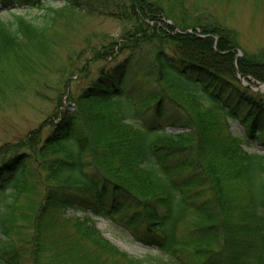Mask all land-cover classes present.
<instances>
[{
  "label": "trees",
  "instance_id": "16d2710c",
  "mask_svg": "<svg viewBox=\"0 0 264 264\" xmlns=\"http://www.w3.org/2000/svg\"><path fill=\"white\" fill-rule=\"evenodd\" d=\"M57 1L0 0V97L22 92L16 74H37L52 27L82 14L121 27L85 42L88 60L125 56L69 95L48 131L0 146V264H264V154L241 148L264 146V98L250 89L264 52L236 57L233 30L177 22L149 0ZM31 9L38 22L19 12ZM93 217L151 251L118 249Z\"/></svg>",
  "mask_w": 264,
  "mask_h": 264
},
{
  "label": "rangeland",
  "instance_id": "374dc122",
  "mask_svg": "<svg viewBox=\"0 0 264 264\" xmlns=\"http://www.w3.org/2000/svg\"><path fill=\"white\" fill-rule=\"evenodd\" d=\"M149 1L155 2L164 11H169L177 22L183 21L188 25L215 23L233 30L238 43L236 57H241L244 52L247 54L264 52V0ZM57 2L60 3V0ZM19 12L34 23L41 18V11L36 9ZM0 16L6 18L7 13L0 11ZM172 17L170 19L174 20ZM171 20L166 22L172 24ZM49 34L53 41L50 55L32 57L37 74H27L26 77H23L25 74L22 73L16 74L18 83H21L19 88L22 92L9 98L0 97V146L16 142L42 125V131H48L50 127L46 124L55 122L58 119L56 115L60 111L70 109L69 95H77L91 82L99 69L107 68L125 56V53L121 52L92 62V59L88 60L92 53L83 51L85 42L88 41L94 47L101 35L119 37L121 27L111 18L82 14L72 27L64 28L57 23ZM237 78L242 82L240 76ZM250 89L264 98L263 87L252 86ZM230 131L233 134L243 135L242 128L236 121L230 123ZM175 132L179 131L175 130ZM243 140L246 139L243 138ZM241 148L248 153L264 154V146L252 140L242 143ZM66 214L82 216V213L71 210H68ZM92 220L105 239L130 256L143 258L151 251L133 241L127 232L113 221L101 217H93Z\"/></svg>",
  "mask_w": 264,
  "mask_h": 264
},
{
  "label": "water",
  "instance_id": "95a60500",
  "mask_svg": "<svg viewBox=\"0 0 264 264\" xmlns=\"http://www.w3.org/2000/svg\"><path fill=\"white\" fill-rule=\"evenodd\" d=\"M180 33H190L191 31L190 30H182V31H179ZM258 86H261L263 87V90H264V84H257Z\"/></svg>",
  "mask_w": 264,
  "mask_h": 264
}]
</instances>
